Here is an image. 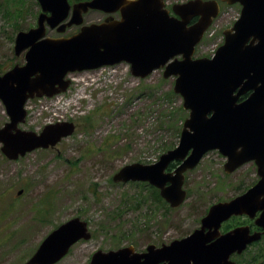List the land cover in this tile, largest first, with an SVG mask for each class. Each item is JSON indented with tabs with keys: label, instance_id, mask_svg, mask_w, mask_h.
Segmentation results:
<instances>
[{
	"label": "water",
	"instance_id": "water-1",
	"mask_svg": "<svg viewBox=\"0 0 264 264\" xmlns=\"http://www.w3.org/2000/svg\"><path fill=\"white\" fill-rule=\"evenodd\" d=\"M37 1L41 13L36 27L19 31L14 40V55L24 52V64L0 75V102L8 117L0 128L2 155L15 161L35 150L54 148L72 135L75 126L70 122L45 125L39 133L20 128L26 122V102L66 92L68 74L121 63L128 64L130 74L140 79L162 70L164 79L174 78L173 93L188 111L178 144L154 164L122 167L112 182L147 183L176 209L187 197L182 188L184 173L215 150L226 158L225 174L254 162L260 181L243 195L212 205L200 227L185 238L160 247L149 245L143 253L135 252L133 246L98 250L89 264H234L230 256L241 254L264 234V0H219L228 6L238 4L239 17L222 32L223 43L213 56L198 59L193 58L195 48L220 13L218 1L174 5L176 17H172L164 0H90L73 5L71 19L60 26L69 15L67 0ZM88 10L119 11L120 19L82 26L67 38H44L46 26L58 27V33L80 26ZM172 162L179 165L166 173ZM259 210L255 224L262 233L237 228L219 234L221 223L232 215L254 218ZM90 238L85 221L70 219L54 229L23 264H56L75 243Z\"/></svg>",
	"mask_w": 264,
	"mask_h": 264
},
{
	"label": "rangeland",
	"instance_id": "rangeland-1",
	"mask_svg": "<svg viewBox=\"0 0 264 264\" xmlns=\"http://www.w3.org/2000/svg\"><path fill=\"white\" fill-rule=\"evenodd\" d=\"M221 6L194 59L211 57L223 41L222 32L238 19L239 5ZM38 15L35 0H0V75L24 64L23 54L14 56V39L34 27ZM102 17L94 12L85 21ZM74 29L48 36H69ZM66 79L71 85L65 93L28 102L21 128L38 133L45 125L70 122L72 135L17 161L0 153V264L24 263L54 228L73 218L87 223L91 238L74 244L57 264H89L98 250L133 246L140 253L149 244H168L190 235L211 204L234 196L254 178L250 164L225 175L226 159L210 151L184 173L187 198L176 209L156 200L147 183L112 182L122 167L154 164L177 146L188 111L173 93L174 78L164 79L162 70L136 78L121 63ZM7 121L0 102V128ZM19 190L23 193L17 196ZM258 250L264 253V242L251 248L242 264H264ZM257 252L259 261L250 262Z\"/></svg>",
	"mask_w": 264,
	"mask_h": 264
},
{
	"label": "flooded vegetation",
	"instance_id": "flooded-vegetation-1",
	"mask_svg": "<svg viewBox=\"0 0 264 264\" xmlns=\"http://www.w3.org/2000/svg\"><path fill=\"white\" fill-rule=\"evenodd\" d=\"M87 1H90V0H67L68 4H69V6H70L69 15H68L67 19H66L64 22H62V23L59 24V26L62 25V24H66L67 22H69V20L71 19L72 6H73V5L78 4V3H82V2H87ZM35 3H36V5H37L38 8H39V14H40V13H41V7H40V5H39V3H38L37 0H35ZM221 8H222V6L220 5V10H221ZM165 9L169 12V15H170V16H172V17H176V16L173 14V12H172V7H165ZM94 12L100 13L103 17H102L100 20H98V21H97V20H96V21H90V22L85 21L86 18H87V16H88L89 14H91V13H94ZM46 15H47V16H50V13L47 12ZM106 18H112L113 20L118 21V20L120 19V12L117 11V12H114V13H104L103 11H98V10H88L85 14L82 15L83 22H82V24H81L80 26H75V25H73V26H71V27H69V28H66V30L64 31V33H66L67 31L72 30V29L75 28L74 30H76V32L72 34V35H74V34H76V33L79 32V30H80V28H81L82 26H86V25H90V24H101ZM195 20H196V18L192 19L191 23L195 22ZM36 21H37V19H36ZM35 26H36V23H35ZM35 26H34V27H35ZM57 28H58V27H56V28H54V29H50L48 26H46L45 37H44V38H60V37L67 38V37L72 36V35H69V36H59V37H57V36H48V34H49L50 32H53V33L56 34V35H57V34H58V35H63V34H64V33H58V32H57ZM22 54H23V53H22ZM23 55H24V54H23ZM70 85H71V84H70ZM248 94H249V93H246L245 95L248 96ZM245 95H244V96H245ZM202 158H203V157H202ZM18 160H19V159H18ZM200 161H201V160H200ZM177 163H178V162H177ZM224 164H225V163H224ZM246 164H250V165L253 167L254 178H253L249 183H247V184H245V183H244L243 185L241 184L242 186H240L239 189L233 191V192H234V196H232V197H230V198L217 199L216 203L211 204V205L208 207V209H209L212 205H214V204L229 202V201H231L232 199H234V198H236V197H238V196H240V195H243L244 193H246L249 189H251L252 187H254V186L260 181V177L258 176V173H257V167H256V165L254 164V162H249V163H246ZM246 164H244V165H246ZM178 165H179V163H178ZM178 165H176V162L171 163L170 166L167 167L166 170H167L168 172H166V173L173 172L174 169H175ZM197 165H198V164H197ZM244 165H243V166H244ZM223 166H224V165H223ZM243 166H241V167H243ZM223 173H224V171H223ZM224 174H225V173H224ZM231 174H232V173H231ZM225 175H227V174H225ZM229 175H230V174H229ZM227 187H229V186H227ZM19 191H20V190H19ZM17 192H18V191H17ZM17 192H16V195H17ZM218 192H219V191H218ZM22 193H23V190H22ZM22 193H21L20 195H22ZM20 195H17V196H20ZM208 209L206 210L204 216L206 215ZM33 213L39 215V214L43 213V211H42V210H34ZM260 214H261V211L259 210V211H257V212L255 213L254 218H250V217H248V216L245 215V214H243V215H232L229 219H227L226 221H224V222L221 223L220 228H219V234H220V235H224V234H226V233H228V232H230V231H232V230H234V229H237V228H247V229L249 230V233H250V234H253V233H256V232H257V233H258V232L262 233L263 230H262L261 228H259V227L255 224V219L258 218ZM204 216H203V217H204ZM200 221H201V219H200ZM199 227H200V222H199ZM199 227H198V228H199ZM198 228H197V229H198ZM193 231H194V230H193ZM263 242H264V234L261 235L260 240H258V241H256V242H253V243L249 244V245L246 247V249H245L241 254L233 253V254L230 256V260H231L232 262H234V264H242V261H243V259H244V256H245L248 252H250V249H251V248H256V247H258L260 244H263ZM168 244H169V243H168ZM149 245H150V244H149ZM161 245H162V244H161ZM161 245H160V246H161ZM147 246H148V245H147ZM147 246H146V247H147ZM160 246H159V247H160ZM146 247H145L144 251H142V252H140V253L145 252V251H146ZM156 247H158V246H156ZM259 249H260V248H259ZM35 251H36V250H35ZM258 251H259V250H258ZM138 253H139V252H138ZM33 254H34V253H33ZM33 254H32V255H33ZM259 257H260V258L262 257V250L259 251ZM254 259H257V260L259 261V258H258V252L256 253V256H253V258L250 260V262H254ZM258 261H257V262H258ZM257 262H255V263H257ZM246 263H247V262H246Z\"/></svg>",
	"mask_w": 264,
	"mask_h": 264
},
{
	"label": "trees",
	"instance_id": "trees-1",
	"mask_svg": "<svg viewBox=\"0 0 264 264\" xmlns=\"http://www.w3.org/2000/svg\"><path fill=\"white\" fill-rule=\"evenodd\" d=\"M247 97V95H245V96H242L241 98H240V100H243V99H245ZM153 189V191H154V193H155V199L156 200H158L159 202H161V203H163L164 204V202L162 201V199L160 198V196H159V192H158V190H156V189H154V188H152ZM165 205V204H164ZM166 206V205H165ZM262 258H264V253L262 252ZM258 260L257 259H254V262H257ZM261 263H264V262H261Z\"/></svg>",
	"mask_w": 264,
	"mask_h": 264
},
{
	"label": "built area",
	"instance_id": "built-area-1",
	"mask_svg": "<svg viewBox=\"0 0 264 264\" xmlns=\"http://www.w3.org/2000/svg\"><path fill=\"white\" fill-rule=\"evenodd\" d=\"M184 1H185V0H173L174 3H177V2L182 3V2H184Z\"/></svg>",
	"mask_w": 264,
	"mask_h": 264
}]
</instances>
